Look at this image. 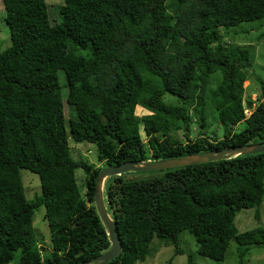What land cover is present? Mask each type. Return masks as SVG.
<instances>
[{
    "label": "trees",
    "instance_id": "16d2710c",
    "mask_svg": "<svg viewBox=\"0 0 264 264\" xmlns=\"http://www.w3.org/2000/svg\"><path fill=\"white\" fill-rule=\"evenodd\" d=\"M1 1L10 45L0 52V264H82L109 249L94 206L101 169L73 160L69 140L95 146L104 168L264 144V82L255 102H245L249 51L221 33L264 19V0H63L55 25L45 0ZM211 118L221 139L184 132L193 121L205 130ZM22 170L39 179L41 193L30 200ZM149 173L116 176L106 187L121 245L106 264L144 262L154 239L183 255L182 232L214 262L224 261L231 241L237 264L264 246V230L239 233L234 224L263 202L264 153ZM40 207L47 248L32 222Z\"/></svg>",
    "mask_w": 264,
    "mask_h": 264
},
{
    "label": "rangeland",
    "instance_id": "374dc122",
    "mask_svg": "<svg viewBox=\"0 0 264 264\" xmlns=\"http://www.w3.org/2000/svg\"><path fill=\"white\" fill-rule=\"evenodd\" d=\"M45 2L48 7V17L50 24L55 25L61 20L59 9L63 4V0H45ZM221 33L226 43L245 46V48H247L249 51L252 66L249 72L248 81L244 83V87L246 88L244 93V101L246 102L249 99L252 102H255L260 94V83L264 82V19L250 23H242L239 26L228 30L222 28ZM260 35L263 36V38H261L260 41H257V37ZM9 45V31L5 22L3 4L0 0V52L5 50ZM58 77L61 84H66L65 76L61 71L58 73ZM62 94L64 95L63 105L65 119L66 122H68L70 114L66 103L67 91L64 89ZM163 99L165 102L175 101V99L169 95H165ZM135 113L138 116H143L146 114V112L139 107H136ZM184 132L189 135L190 139L192 140H194L199 133L210 140L221 139L223 136V128L217 125L216 121L212 118L210 119L209 126L205 130L200 129L193 121L189 129H186ZM139 135L142 140L146 139L142 128L139 130ZM176 138L182 143L185 141L183 132H178ZM68 145L70 149V156L73 160L86 161L88 164L93 165L95 168L101 170L106 168H104L103 164L98 163L95 146L75 144L71 140L68 141ZM152 174L154 173L134 172L125 173V175L122 177L125 179L127 178L128 180H137L144 179L149 175L151 176ZM20 175L27 199L30 200L34 197V195L41 193L39 179L36 175L25 170L20 171ZM114 177L116 176L105 178L101 186L103 204L110 219L111 214L108 211L109 209L106 198V187L111 184V181ZM75 179L81 194L84 195L85 176L82 170L75 171ZM43 216L44 208L40 207L34 212L32 222L39 244L47 248L49 244L48 240L50 233L47 222L44 221ZM234 224L239 233L257 228L264 230V199L261 205L253 209L241 210L239 213H237ZM180 248L184 251V254L174 255L173 247L163 246L160 241L158 242L156 239H154L151 243V254L145 259L144 262H139L138 264H187L188 255L193 257L194 264H237V254L235 251L237 245L234 241L230 242L223 262H214L198 256L196 254L195 241L187 232H182L180 234ZM246 264H264V246H253L247 256Z\"/></svg>",
    "mask_w": 264,
    "mask_h": 264
},
{
    "label": "water",
    "instance_id": "95a60500",
    "mask_svg": "<svg viewBox=\"0 0 264 264\" xmlns=\"http://www.w3.org/2000/svg\"><path fill=\"white\" fill-rule=\"evenodd\" d=\"M261 153H264V144H251L236 148L224 149L217 152L187 155L165 161H147L138 163L126 162L119 166H107L105 169L101 170L96 177L94 189V206L101 219L102 225L107 232L110 247L99 257L82 264H106L116 258L121 252V245L117 237L116 225L113 220L110 219L102 200L101 186L105 178L120 176L125 173L163 171L216 161L223 157L257 155Z\"/></svg>",
    "mask_w": 264,
    "mask_h": 264
}]
</instances>
